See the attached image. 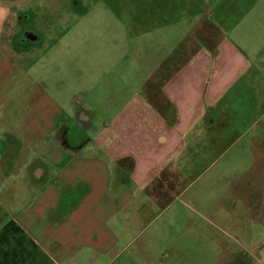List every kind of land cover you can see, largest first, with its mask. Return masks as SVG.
I'll use <instances>...</instances> for the list:
<instances>
[{
  "label": "crops",
  "instance_id": "obj_1",
  "mask_svg": "<svg viewBox=\"0 0 264 264\" xmlns=\"http://www.w3.org/2000/svg\"><path fill=\"white\" fill-rule=\"evenodd\" d=\"M246 1L146 0L148 15L156 19L157 14L159 22L168 24L166 30L189 32L188 59L171 52L166 70L163 60L158 62L146 79L153 88L143 83L132 96L125 89L112 90L103 117L95 111L86 114L78 100L73 105L45 100L40 91L20 110L4 107L2 102L19 94L7 87L19 72L16 58L42 39L34 34L36 40L22 45L23 25L10 35L6 25L18 3L0 0V264H81L77 257L84 249L106 255L118 248L130 223L146 214L147 203L168 205V197L182 190L172 177L179 171L178 158L189 151L192 163L201 134L216 126L208 108L224 95L214 92L212 99L207 95L206 103L195 106L192 64L210 58L204 50L195 55V47L209 45L211 32L230 26L232 16L240 38L252 30L264 32V0L261 7L251 2L247 8L242 6ZM221 35L214 39L220 49L225 46ZM222 51L219 62L236 61L238 54ZM197 94L201 96L200 90ZM226 126L221 119L219 127ZM210 141L214 147L225 142L219 134ZM249 156L253 163L264 160V144L252 146ZM245 198L248 210L260 216L264 199H255L252 191ZM208 209L209 218L220 213L217 206ZM258 220L264 226V217ZM254 250L250 255L264 264V240Z\"/></svg>",
  "mask_w": 264,
  "mask_h": 264
},
{
  "label": "rangeland",
  "instance_id": "obj_2",
  "mask_svg": "<svg viewBox=\"0 0 264 264\" xmlns=\"http://www.w3.org/2000/svg\"><path fill=\"white\" fill-rule=\"evenodd\" d=\"M251 2L261 7L263 0H248L242 6ZM17 3L6 31L10 35L20 32L23 25L42 42L28 46L30 51L16 58L19 72L7 87L19 94L12 102H2L5 108L20 106V110L31 94L40 91L45 100L49 97L64 105L78 100L86 114L95 111L105 117L112 90L125 89L127 96H132L143 83L153 88L146 79L158 62L163 60L166 70L170 64L164 62L171 52L186 56L189 49V32L166 30L168 24L159 22L157 14L156 19L148 15L151 5L146 0ZM235 18L231 17L230 26L211 32L214 38H208L209 45L195 47V55L202 50L210 55L203 63L196 60L192 64L196 67L195 94L191 96L195 106L206 103L207 95L210 99L218 91L224 95L216 106H208L216 126L201 134L192 163L187 160L189 151L178 158L179 171L172 177L180 181L182 190L168 197V205L147 203L146 214L130 223L128 233L112 253L94 255L84 249L77 257L81 264H261L252 255L264 240V226L258 220L264 217V210L260 216L250 212L245 196L252 191L255 199H264V160L253 163L249 156L252 146L264 144L260 142L264 138V32L252 30L240 38ZM220 34L227 40H222L225 46L221 49L214 41ZM222 49L228 55L238 54L236 61L219 62ZM2 114L6 117L7 111ZM19 114L21 119L24 114ZM221 119L226 127H219ZM216 134L224 138L225 145H209ZM237 195L240 200L234 199ZM210 206L218 207L217 217L209 218Z\"/></svg>",
  "mask_w": 264,
  "mask_h": 264
},
{
  "label": "flooded vegetation",
  "instance_id": "obj_3",
  "mask_svg": "<svg viewBox=\"0 0 264 264\" xmlns=\"http://www.w3.org/2000/svg\"><path fill=\"white\" fill-rule=\"evenodd\" d=\"M34 34L35 33L32 30L25 28V30L22 33V40L21 41L26 40V39L33 40V38H35Z\"/></svg>",
  "mask_w": 264,
  "mask_h": 264
},
{
  "label": "water",
  "instance_id": "obj_4",
  "mask_svg": "<svg viewBox=\"0 0 264 264\" xmlns=\"http://www.w3.org/2000/svg\"><path fill=\"white\" fill-rule=\"evenodd\" d=\"M36 39V37L35 38H33V40H35Z\"/></svg>",
  "mask_w": 264,
  "mask_h": 264
}]
</instances>
